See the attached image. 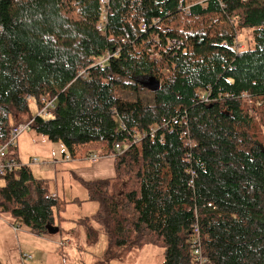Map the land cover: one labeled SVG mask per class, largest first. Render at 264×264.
I'll list each match as a JSON object with an SVG mask.
<instances>
[{"label":"trees","instance_id":"trees-1","mask_svg":"<svg viewBox=\"0 0 264 264\" xmlns=\"http://www.w3.org/2000/svg\"><path fill=\"white\" fill-rule=\"evenodd\" d=\"M196 2L0 0V144L33 119L72 159L115 154L114 177L85 183L88 239L107 236L98 264L148 245L198 264L196 226L208 264H264V0ZM151 75L156 92L139 81ZM4 179L0 214L48 235L68 201L30 167Z\"/></svg>","mask_w":264,"mask_h":264},{"label":"rangeland","instance_id":"rangeland-1","mask_svg":"<svg viewBox=\"0 0 264 264\" xmlns=\"http://www.w3.org/2000/svg\"><path fill=\"white\" fill-rule=\"evenodd\" d=\"M102 1L106 2V0ZM195 1L198 0H187L188 3ZM239 36L240 47H245L248 41L252 42L253 40L252 29H241ZM33 107V115H35L37 109L34 105ZM16 145L15 154L17 152L16 156L23 163L32 158L38 160L37 164L31 166L34 177L46 179L45 184L49 187L50 193L59 195L68 201L66 209L61 212L62 220L58 221L56 219L55 226L57 228L60 227V232L54 235L48 234V236L59 242H67L69 240L70 243L61 247L49 241H41L36 236H32V240L13 237L10 238L11 241L6 248L11 262L15 264V254L18 248L20 258L22 253H31L35 256L33 260H28L25 264H98L104 257L107 247V236L101 232L98 240L91 241L88 239V224L96 229L100 228L96 221L99 204L89 199V191L85 183L89 181L86 180L88 178L93 181L99 180V178H112L115 174H100L102 176L90 174L88 170L95 164L89 159L90 155L85 159L69 160L64 155L66 154V148L61 143L53 142L32 129L25 131L16 140ZM114 158H109L113 160L112 164H114ZM108 162L110 163V161ZM78 166H82V168H78ZM4 184L5 179L0 177V186ZM1 215L0 218L3 220V214ZM11 218L9 224L14 230V219ZM86 219L90 223L87 224ZM0 224H2L1 219ZM17 229H21L17 233L19 235L28 230L25 227L21 228L18 226ZM13 243L16 244L17 248L11 250ZM163 262L164 249L148 245L143 248L133 249L125 255L123 261H114L111 264H163Z\"/></svg>","mask_w":264,"mask_h":264},{"label":"built area","instance_id":"built-area-1","mask_svg":"<svg viewBox=\"0 0 264 264\" xmlns=\"http://www.w3.org/2000/svg\"><path fill=\"white\" fill-rule=\"evenodd\" d=\"M189 8H190V6H187L184 9L188 11ZM175 43H176V41L170 42L171 45H174ZM108 58L109 57H106L105 60H107ZM49 105H51V106L54 105V100H48V103L46 105H44V107L41 110H39V114L40 113H46ZM32 121L33 120L15 125L12 128L10 137L3 144L0 145V177L5 178L9 174L14 172L16 169L24 167L28 164H31V162L23 163V162L17 160L16 158L11 157L10 153L16 147V140L25 131L30 129ZM158 128L159 127L157 125L152 129V131L150 133L151 137L154 138ZM182 136L184 137V144L186 146H188V147L194 146L195 142L190 137L189 130H184ZM135 142H136V140L126 141L125 143H117L115 149H116L117 153H119V154L123 153L129 147H131ZM104 157H115V154L112 153L111 155H100L97 153H92V154H90L89 159L93 162H97L98 160H100L101 158H104ZM67 159H70V156H67ZM32 163H38V160L35 158V159H33ZM188 172L192 174L193 178L191 180V184L194 187L195 179H196V177H195L196 173L191 168L188 169ZM210 206H212V205L210 204ZM195 231H196V234L193 236V242H192V248L194 251V256L196 257L198 264H208L209 260L207 257H205V255L203 253L202 239H201L200 234H199L198 226H196ZM60 245H63V243L61 242ZM25 256L31 257V255H29V254H25Z\"/></svg>","mask_w":264,"mask_h":264},{"label":"crops","instance_id":"crops-1","mask_svg":"<svg viewBox=\"0 0 264 264\" xmlns=\"http://www.w3.org/2000/svg\"><path fill=\"white\" fill-rule=\"evenodd\" d=\"M16 155H17V152H16ZM109 158L110 157L101 158L100 160H98L97 162H95V164L92 165L93 167H91L88 170V172L90 174H99V176H102L100 174H104V175H110L112 173L115 174L114 164H112V161L113 160H110ZM83 159H85V158H83ZM108 161H110V163ZM78 168H82V166H78ZM73 169H74V166H73ZM38 179H40V178H38ZM99 179H101V178H99ZM86 180L91 181L90 178H88ZM3 217H4L3 220H2V218H0L1 221H2V224H0V259L2 261H4L6 264H13L11 262L10 257H9V253L6 251V248L9 246V243L11 241L10 238H13L14 237V238H20V239H23V240H25V239H31L32 240L31 237L32 236L33 237L36 236L41 241H45V242H48L49 241L50 243H53V244L59 246V241L53 240L48 235H37V234H33L29 230H27L26 232H24V233H22L20 235L17 234L18 232L21 231V229L15 230V228L13 227L14 230H12V228H11V226L9 224L10 218L12 217L11 214H9V213H3ZM13 226H14V223H13ZM15 248H17V246H16L15 243H13V245L11 246L10 249L13 250ZM29 254H31V253H29ZM22 255H23V253L21 254V258H20L19 257V254H18V248H17V253L15 254V264H25V262H27L28 260H33L34 257H35L33 254H31L32 255V258H29V259L26 260V259H23L22 258Z\"/></svg>","mask_w":264,"mask_h":264},{"label":"water","instance_id":"water-1","mask_svg":"<svg viewBox=\"0 0 264 264\" xmlns=\"http://www.w3.org/2000/svg\"><path fill=\"white\" fill-rule=\"evenodd\" d=\"M139 81L143 87H145L151 91H154V92L158 91L161 88V81L152 75L145 77V78H142ZM47 230L51 235H54V234L59 232V228H57L56 226H54L52 224H48Z\"/></svg>","mask_w":264,"mask_h":264},{"label":"clouds","instance_id":"clouds-1","mask_svg":"<svg viewBox=\"0 0 264 264\" xmlns=\"http://www.w3.org/2000/svg\"><path fill=\"white\" fill-rule=\"evenodd\" d=\"M31 120H33V119H31ZM31 120H30V121H31ZM27 122H28V121H27ZM32 122H33V121H32ZM22 123H25V122H22ZM19 124H20V123H19ZM31 124H32V123H31ZM17 125H18V124H17ZM30 129H31V127H30ZM30 129H29V130H30ZM27 131H28V130H27ZM0 145H1V144H0ZM16 148H17V145H16V147L12 150L13 152L11 151L10 155H11V157L16 158L17 160L21 161L20 159L17 158V156H16V154H15V149H16ZM67 156H69V155H66V157H67ZM33 159H35V158H32V159H30L29 161L26 162V163L31 162V164L26 165V167H30V168H31V165H33V164H37V163H32ZM69 160H72V158L70 157ZM21 162H22V161H21ZM14 228H15V230H19V229H17V226H16V225L14 226ZM60 230H61V229H60V227H59V232H60ZM49 234H50V233H49ZM61 242L63 243V245H60ZM61 242H59V246H62V247L65 246V245H67L68 243H70L69 240H68L67 242H65V241H61ZM25 254H28V253H25ZM25 254L22 255V258H23V259H26V260H27V259H29V258H32V255H31V254H29V255H31V257H26ZM3 262H4V261H3ZM4 263H5V262H4Z\"/></svg>","mask_w":264,"mask_h":264},{"label":"bare ground","instance_id":"bare-ground-1","mask_svg":"<svg viewBox=\"0 0 264 264\" xmlns=\"http://www.w3.org/2000/svg\"><path fill=\"white\" fill-rule=\"evenodd\" d=\"M205 0H200V1H197L196 3H200V4H203Z\"/></svg>","mask_w":264,"mask_h":264}]
</instances>
